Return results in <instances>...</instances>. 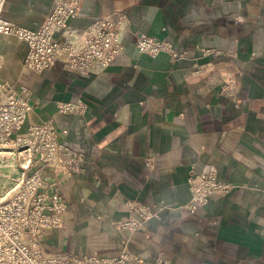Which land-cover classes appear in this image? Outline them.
Instances as JSON below:
<instances>
[{"label":"crops","instance_id":"1","mask_svg":"<svg viewBox=\"0 0 264 264\" xmlns=\"http://www.w3.org/2000/svg\"><path fill=\"white\" fill-rule=\"evenodd\" d=\"M79 3L71 24L80 32L122 11L124 31L171 42L184 55L152 57L126 41L100 73L82 77L59 57L39 74L24 66L27 44L0 34V79L28 86L38 100L18 134L52 122L65 132L61 143L85 157L68 181L45 170L59 180L67 204L63 225L42 240L45 253L128 251L126 264H264V0ZM53 4L7 0L3 16L38 30ZM62 102L83 110L59 113ZM192 170L215 171L232 189L190 213L184 206ZM128 202L160 210L144 230L131 231L119 226L135 216Z\"/></svg>","mask_w":264,"mask_h":264},{"label":"built area","instance_id":"2","mask_svg":"<svg viewBox=\"0 0 264 264\" xmlns=\"http://www.w3.org/2000/svg\"><path fill=\"white\" fill-rule=\"evenodd\" d=\"M53 1L46 21L38 30H31L5 19L7 0H0V34L14 36L27 44L24 66L36 73H44L62 57L68 70L89 77L114 64L123 54L126 41L152 57L161 53L174 59L184 55L171 42L124 31L128 17L122 11L95 18L80 32L71 24L79 16V0ZM2 67L0 54V71ZM226 82L223 87L228 91L235 80L231 76ZM37 105L38 100L28 86L0 79V150H13L25 160L17 183L0 195V264H126L132 259L128 251L103 257L97 253L48 255L43 250L41 244L46 233L63 225L67 209L59 180L46 177L45 170H53L54 176L61 175L68 181L82 172L85 157L80 152H70L61 143L65 132L57 131L52 122L32 124L25 134H18ZM57 110L75 113L83 108L74 102H62L57 104ZM188 185L192 197L184 209L193 214L232 189L230 184L219 180L215 171L192 170ZM127 208L135 216L121 221L119 226L131 231L144 230L145 223L160 210L135 202H128ZM155 264L170 263L159 258Z\"/></svg>","mask_w":264,"mask_h":264},{"label":"rangeland","instance_id":"3","mask_svg":"<svg viewBox=\"0 0 264 264\" xmlns=\"http://www.w3.org/2000/svg\"><path fill=\"white\" fill-rule=\"evenodd\" d=\"M24 159L10 149L0 150V195L12 188L21 177Z\"/></svg>","mask_w":264,"mask_h":264}]
</instances>
